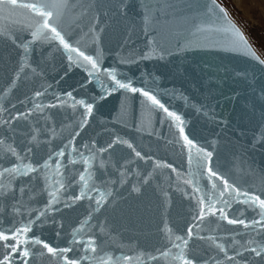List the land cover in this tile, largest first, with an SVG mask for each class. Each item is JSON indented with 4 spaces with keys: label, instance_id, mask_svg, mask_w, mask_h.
Returning <instances> with one entry per match:
<instances>
[{
    "label": "water",
    "instance_id": "95a60500",
    "mask_svg": "<svg viewBox=\"0 0 264 264\" xmlns=\"http://www.w3.org/2000/svg\"><path fill=\"white\" fill-rule=\"evenodd\" d=\"M0 264H264V61L216 0H0Z\"/></svg>",
    "mask_w": 264,
    "mask_h": 264
},
{
    "label": "rangeland",
    "instance_id": "374dc122",
    "mask_svg": "<svg viewBox=\"0 0 264 264\" xmlns=\"http://www.w3.org/2000/svg\"><path fill=\"white\" fill-rule=\"evenodd\" d=\"M264 61V0H216Z\"/></svg>",
    "mask_w": 264,
    "mask_h": 264
}]
</instances>
